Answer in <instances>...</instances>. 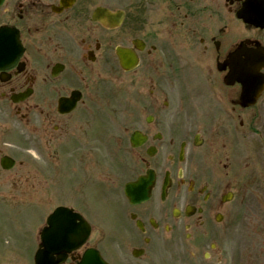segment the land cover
Instances as JSON below:
<instances>
[{
    "label": "flooded vegetation",
    "instance_id": "1",
    "mask_svg": "<svg viewBox=\"0 0 264 264\" xmlns=\"http://www.w3.org/2000/svg\"><path fill=\"white\" fill-rule=\"evenodd\" d=\"M244 1L0 4V28H17L24 47L20 63L0 71V138L12 130L9 115L23 110L27 151L39 153L43 160L54 155L71 173V189L79 194L72 209L89 222L91 234L69 264L90 247L108 264H198L209 238L222 235L217 222L227 217L219 214L225 203L221 199L229 192L233 199L235 184L245 178L235 176V149L248 147L257 154L264 149V78L251 89L235 80L224 83L223 61L229 53H234V72L248 61L245 72L264 76V0H249L257 27L236 19ZM95 4L109 11L121 9V35L91 22L88 13ZM135 40L139 64L134 78L122 86V115L115 126L122 138L118 151H124L123 143L128 147L134 131L146 140L139 149L128 147L132 153L124 154L125 169H103L96 155L106 152L97 145L105 143L101 134L111 125L104 126L103 117L97 125L96 98L108 96L106 76L115 45L132 47ZM55 66L62 68L55 72ZM257 82L260 89H255ZM26 89L31 91L28 97L15 103L16 95ZM242 91H258L253 105L241 106ZM73 92L80 98L73 111L58 113L59 100ZM5 146L0 142V153ZM229 167L231 177L223 174ZM147 169L155 180L145 204L131 206L120 195H105L112 179L118 184L133 181ZM90 199H112L107 220L95 218ZM185 206L201 208L202 213L186 217ZM222 247L208 245V263L221 262Z\"/></svg>",
    "mask_w": 264,
    "mask_h": 264
},
{
    "label": "rangeland",
    "instance_id": "2",
    "mask_svg": "<svg viewBox=\"0 0 264 264\" xmlns=\"http://www.w3.org/2000/svg\"><path fill=\"white\" fill-rule=\"evenodd\" d=\"M31 185L10 192L6 191L7 188H0V198L2 196L5 198L11 197L14 200L0 199V213L12 212L10 217L14 219L12 221L8 220L4 224H12V222L18 221L21 227V232L16 231L12 237H9L6 232L0 230V264H32L33 249L30 244L28 245L27 241L31 242L35 233L33 231L28 232L27 228L33 227L38 222L39 215L32 214L35 209L29 207L25 202L27 199H24V197L28 195L33 198L43 197L48 199L43 190H49L52 187L48 188L45 184L43 186L42 181L36 184L31 183ZM70 187L72 188V186ZM22 190L25 192L23 195H21ZM31 197H28V199H31ZM44 203L46 204V208L55 205V201H51L50 199ZM6 229L10 230L11 228ZM263 237L264 199H246L245 201L235 199V251L239 249L242 251L245 256L242 260H246V264L255 262L254 259L250 260V258H255L256 255L250 256L251 253H249L253 240H261ZM256 248L257 250L254 252L258 253L257 257H260L259 259L264 264V240L258 242Z\"/></svg>",
    "mask_w": 264,
    "mask_h": 264
},
{
    "label": "water",
    "instance_id": "3",
    "mask_svg": "<svg viewBox=\"0 0 264 264\" xmlns=\"http://www.w3.org/2000/svg\"><path fill=\"white\" fill-rule=\"evenodd\" d=\"M71 227H72V225H70V226H69V227H67V228H71ZM64 234H65V235H64ZM64 234H62V235H59V236L65 240L66 236L68 237V236H69V234H67V232H66V233H64ZM56 237H58V236H56ZM69 243H71V241H70ZM42 264H43V263H42Z\"/></svg>",
    "mask_w": 264,
    "mask_h": 264
}]
</instances>
